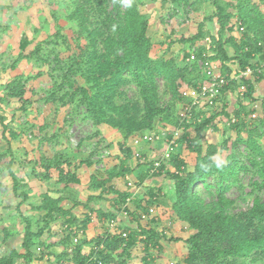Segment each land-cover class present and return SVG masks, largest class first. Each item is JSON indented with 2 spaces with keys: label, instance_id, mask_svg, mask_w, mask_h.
<instances>
[{
  "label": "rangeland",
  "instance_id": "374dc122",
  "mask_svg": "<svg viewBox=\"0 0 264 264\" xmlns=\"http://www.w3.org/2000/svg\"><path fill=\"white\" fill-rule=\"evenodd\" d=\"M162 1L139 0L138 4L139 11L149 22L147 36L152 42L149 53L151 59L160 56L174 58L180 68L186 69L190 86L202 80L197 61L203 56H206L220 73L221 70L228 69L233 76L238 72L236 64L221 59L213 60L219 52L216 55L212 52L211 42L210 50L205 54L207 44L204 39L194 40L199 33L213 37L216 42L219 37L222 43L228 39L226 33L218 37L215 0H182L179 3ZM216 1L219 5L227 3L226 0ZM225 8L230 27L237 23L238 12L242 9L248 18L253 20L252 24L257 29L255 33L264 39V0H234ZM72 9L71 0H0V98L3 100L0 116L6 126L2 138L0 125V153L10 147L15 161L13 171H17L19 185H25L21 191H29L28 194L34 196L22 205V214L34 224L40 221L42 214L34 211L32 207L38 205L40 194L48 193L52 197L57 195L56 190L62 187L57 184L59 169L73 172L76 179L81 181L87 177L103 179L112 171L116 174L122 173L123 176L111 181V192H105L99 200L96 199L99 191H90L84 185L68 187L63 206L74 213L73 229L82 227L85 215L81 207H73L74 201L85 202L89 197H93L95 199L88 202L91 206H96L98 210L114 217L102 222L101 218L91 216L94 221H90V224L83 228L78 243L85 245L86 253L94 237L105 231L108 223L115 225L116 233L122 230L134 231L140 225L139 214L145 211L138 210L137 207L152 200L151 193L158 191L159 197L154 198L156 219H153L154 223L149 224L153 229L164 231L161 249L152 248L146 251L143 246H137L128 256L116 259L120 264H185L187 251L184 244L172 240L186 238L189 232L185 225L171 220L168 214V197L173 191V182L167 172L171 173L173 168L169 163L165 166L166 169L158 174L150 172V165L166 148L170 133L177 131L175 129H178L179 133L184 130L161 119L156 120L152 129L140 130L133 135H124L107 125L93 124L77 92L78 87H86L85 83L81 77L72 73L71 67L74 69L78 55L88 49L89 34L99 50L102 49L104 39L111 34L107 19L111 7L108 5L105 11L100 13L95 5H88L83 27L67 20ZM58 33L59 36H56ZM237 37L239 41L241 34L237 33ZM49 38L51 42L44 45L38 55L31 59L18 60L24 41L29 42L24 53L26 55L28 51L34 50L36 45ZM224 49L227 57L232 58L234 54L229 43L224 45ZM198 51H203L202 58L196 56ZM191 54L194 60L189 62L186 55ZM17 76L29 79L24 84L26 92L21 101L8 98L5 91V85ZM121 79L123 83L117 89L114 102L130 109L129 116L140 120L144 111L138 88L128 74L123 75ZM186 84H182L181 94L185 88L190 87ZM243 92L242 82L235 83L231 93L226 95L230 100L218 101L215 107L201 112L197 118L200 122L213 119L212 125L201 130L199 135L204 147L211 144L220 148L229 140L237 144L230 146L227 151L220 150L217 155V161L228 167L224 179L213 174L197 184L196 191L205 203H208L209 198L215 199L219 192L236 212L246 211L255 199L264 198V191L256 186L260 183L256 171L262 156L255 154L244 142L238 141H247L251 137L254 145L264 153V94L261 98H254L255 93H251L252 98H248ZM50 93H54L53 96ZM155 94L159 108L170 110V121H176L178 124V121L184 119L185 105L169 94L159 77L155 79ZM235 113H239V116L236 117ZM232 118L236 119L234 124L231 123ZM190 123L191 121L187 125ZM188 133V139L178 144L174 155L184 160L188 171H192L196 155L190 153L187 146L197 135L193 128H189ZM144 134L158 139L151 143L136 144L135 139ZM52 164L59 165L58 169L51 167ZM5 165L6 161L1 163L0 170H4ZM67 166L70 168L67 169ZM46 169L48 170L45 171ZM32 171L43 181L32 176ZM5 179V175L0 177L3 189L0 195V259L7 256L11 250L24 253L20 238L24 224L15 212L12 181L9 177L8 180ZM128 181L132 187L127 186ZM124 194L128 196L122 201L120 195ZM64 220L53 221L55 225L50 226L41 241L46 244V238L56 239V243L63 240L67 229L66 226H61L66 231L61 230L59 225ZM36 228L37 226L32 224L34 232ZM5 231H18V235L4 239ZM60 250L55 262L70 264L71 256L63 254V247H60ZM36 257L27 263L19 261L16 264H47L45 257ZM222 264L243 263L229 259Z\"/></svg>",
  "mask_w": 264,
  "mask_h": 264
},
{
  "label": "trees",
  "instance_id": "16d2710c",
  "mask_svg": "<svg viewBox=\"0 0 264 264\" xmlns=\"http://www.w3.org/2000/svg\"><path fill=\"white\" fill-rule=\"evenodd\" d=\"M71 1L73 9L67 16V20L82 27L86 21L85 14L87 13L86 8L88 5H95L100 13H103L108 5L111 7L107 14L111 34L104 39L102 49L99 50L89 34L88 49L78 55L74 69L71 67L72 73L81 77L85 83L86 87H78L77 92L81 102L85 104L87 114L93 124L96 126L107 125L119 130L124 135H133L136 132L139 133L140 130L152 129L156 120L161 119L171 125H177V128L182 127V130H184L178 135L177 144L186 142L189 128H193L197 135V138L187 146L188 151L196 155L192 171H188L184 160L174 155V152L154 173L162 172L169 163L173 168L171 173L167 172L173 182V191L168 197V214L171 220L185 225L189 232L186 238L172 240V242H182L184 244L187 251L185 264H222L229 259L240 260L243 264L264 263V198L255 199L253 205L246 211L236 212L231 209L228 200L219 192L215 199L209 198L208 203H205L196 191L197 184L204 182L213 174H217L224 179L228 167L217 161V155L220 150L227 151L230 146L237 143L229 140L220 148L211 144L204 147L199 135L201 130L212 125V118L203 122L197 121L201 113L199 112L194 114L192 119L189 120L191 121L190 125H187L185 120V122L183 120L181 122L178 121L177 124L176 121H170L171 113L169 109L161 110L159 108L155 94V79L157 77L161 78L169 94L177 101L187 105L188 100L182 96L180 89L183 83H187L186 85L190 86L189 75L186 69L180 68L172 57L169 59L164 56L154 59L150 58L149 53L152 42L147 36L149 22L147 17L138 9L139 0ZM166 1L169 0H163L162 2L165 3ZM170 1L179 3L182 0ZM222 4H217L216 0L214 2L216 8L215 18L219 27L218 37L224 35V33L228 34V39L225 43H222L220 37L216 42L213 37L202 33H199L194 40L200 38H202L201 40L209 39L212 52L215 55L219 52L217 57H213V60L214 58L221 59V61L236 64L238 71L244 70L246 67L252 68L253 65L264 59V39L260 38L258 33H255L257 29L252 24L253 20L251 21L248 15L240 9L236 21L242 24L244 31L241 33V39L237 41L232 35L235 25L229 27V19L226 13L225 6H228L229 3ZM56 36H59V33ZM50 42L51 38L39 43L34 50L28 51L24 55L29 46V42L24 41L21 44V53L18 56V60L35 57L41 52L43 46ZM228 43L233 50L234 55L232 58L227 57L224 49V45ZM196 56L202 58L203 51L196 52ZM186 58L188 59L189 56L186 55ZM13 68L11 67V69ZM125 74L131 76L143 102L144 113L140 120L135 119L134 116H129L130 109L119 106L114 102L117 89L123 83L121 78ZM221 75L228 78L230 72L228 69L226 71L221 70ZM28 80V78L22 76L14 77L11 82L5 85L6 96L10 99L21 101L26 92L24 84ZM240 82L244 86L243 93L248 98H252L251 93L254 92V86L264 82V74L258 78L254 76L252 80H241ZM240 82H230L223 87L218 101L224 102V98L228 92L231 93L234 84ZM53 94L50 93L51 96ZM2 103L3 100L0 98V108ZM235 116L238 117L239 113H235ZM0 125L2 128L1 136L4 138L6 126L1 116ZM171 135L172 133L168 136L170 139ZM238 141L244 142L255 154L262 156V161L256 171L260 183L256 186L264 191V153L262 149L254 145L251 137L247 141L241 139ZM5 160L7 161L4 169L8 172V176L12 181L13 196L21 200L20 204L15 207V212L19 220L24 224V229L20 236L22 241L21 248L24 253L20 254L16 250H11L7 256L0 259V264H16L19 261L27 263L34 256L41 258L46 254L48 255L49 247L41 241L42 236L49 230L54 220L57 218L65 219L66 217L68 218L61 221L60 226H66L67 231L64 239L58 244L63 247V254L71 256L72 261L69 262L70 264H120L116 257L120 259L121 256H128L137 246H143L146 251L152 248L161 249L164 231L153 229L149 224L151 222L154 223L155 215L154 218L147 222L141 221V214L151 208L155 210L156 203L154 198L159 197L160 193L158 191L157 193H151L152 200L145 201L137 207L138 210L145 211L139 214L140 225L134 231L122 230V232L111 233L106 227L105 231L92 240L89 253L83 255L81 248L84 244L72 243V239L76 236L71 230L75 225L74 213L64 209L63 206L68 187L71 185H84L90 191H99L98 197H96L99 200L105 192H111V181L114 178L123 176V174H116L112 171L105 175L103 179L87 177L81 181L76 179L73 172H65L59 169L57 184L62 186L61 189L56 190L59 196L54 198L48 193L39 195V203L32 209L43 215L39 218L40 221L34 224L22 214L21 206L29 200V191H21L25 185H19V180L16 177L17 171H13L15 161L10 147L5 152L0 153V164ZM58 166L52 164L51 167L58 169ZM19 168L21 167L19 166ZM66 168L68 169L70 166ZM151 169L152 166L150 165V171ZM31 175L42 180L34 171L31 172ZM19 191L21 192L19 193ZM120 196L123 201L128 195ZM93 199L95 198L89 197L85 202L79 200L73 202V207H81L85 212L82 227H74V229L83 231V228L88 223L90 224L91 216H96L98 219L101 218L102 222L105 219L114 218L110 214L98 210L96 206H91L88 202ZM32 224L37 226L35 232L32 230ZM141 224H144V226L142 225V227ZM123 233L126 234L125 237H122ZM17 235L18 231H7L4 239ZM33 248L35 249L33 250ZM37 249H39V252H37ZM36 253L38 255H35ZM114 254L116 255L114 256Z\"/></svg>",
  "mask_w": 264,
  "mask_h": 264
},
{
  "label": "built area",
  "instance_id": "2783aa9c",
  "mask_svg": "<svg viewBox=\"0 0 264 264\" xmlns=\"http://www.w3.org/2000/svg\"><path fill=\"white\" fill-rule=\"evenodd\" d=\"M235 31L241 34L244 31V27L240 22L235 24ZM204 42L207 44L204 53L206 54L209 50L210 41L208 38L204 39ZM203 53V55H204ZM194 56L191 54L187 61H193ZM198 67L202 72V81L195 83L194 85L185 88L182 91V96L188 100V104L185 105V115L184 119L186 123L192 119L194 114L199 112H206L209 109L216 106L217 101L221 94V89L227 86L230 82H240L241 80H252V78H258L259 76L264 74V59L259 61L257 64L253 65V67H246L244 70L238 71L233 76L230 75L228 78H225L221 75L217 67L209 61L206 56H203L202 59L197 61ZM184 121V122H185ZM236 120L232 119L231 123H234ZM180 133L177 131H173L171 135V139L169 138L166 141V148L163 149V153L159 158L155 159L152 163L151 173H155L158 168H160L161 164L168 160L170 156L175 152L178 144L176 139ZM158 138H153L148 134L141 135L135 139V143H151L153 140H157ZM128 187H132V184L128 181ZM155 210L152 208L147 212L141 214V221L147 222L154 218ZM109 229V232L113 233L115 225L113 223H108L106 226ZM73 234L76 235L72 239V243L76 244L78 242L79 236L83 234L82 230L71 229ZM126 234H122V237H125ZM95 250V249H94ZM39 252V249H37Z\"/></svg>",
  "mask_w": 264,
  "mask_h": 264
},
{
  "label": "crops",
  "instance_id": "0c3cea01",
  "mask_svg": "<svg viewBox=\"0 0 264 264\" xmlns=\"http://www.w3.org/2000/svg\"><path fill=\"white\" fill-rule=\"evenodd\" d=\"M226 2L227 3H232V2H234V0H226ZM235 25V24H234ZM229 27H230V25H229ZM232 35L234 36V38L237 40V31H235V30H233V32H232ZM202 77V76H201ZM202 81V80H201ZM229 93V92H228ZM253 93H255V94H253V97L254 98H258V97H256V96H260L259 98H261V96H263L262 94H264V82H262V83H260V84H258V85H256V87L254 88V92ZM226 100H230V98H229V96H226V99H225V101ZM225 105H226V103H225ZM5 161H7V160H5ZM4 162V161H3ZM2 162V163H3ZM5 164V163H4ZM5 175V177H6V179L5 180H8V172L4 169V170H0V177H2V176H4ZM10 179V178H9ZM11 180V179H10ZM2 188V183H1V181H0V195L2 194V191H3V189H1ZM58 196H59V194H57ZM57 195L56 196H54V198H56L57 197ZM34 198V196L32 195L31 196V194H29V200L30 199H33ZM29 200H27V201H29ZM39 200V199H38ZM20 202H21V200L19 199V198H15L14 199V204H15V207L18 205V204H20ZM26 203V202H25ZM24 204V203H23ZM22 204V205H23ZM22 207V206H21ZM64 208H66V207H64ZM30 209V208H29ZM28 211H31V210H28ZM75 212V211H74ZM43 215V214H42ZM68 217H66L65 218V220L67 219ZM58 219V218H57ZM62 220H64V219H62ZM55 221V220H54ZM92 221H94V219H92L91 218V222ZM51 225H55V223L53 224H51ZM102 225V224H101ZM63 227H65V226H63ZM66 228V227H65ZM59 229H61V230H64V231H66L64 228H62L60 225H59ZM44 243H45V241H43ZM57 241H56V239H49V238H46V245H48V255L46 254V255H44L42 258H44V259H46L47 261V264H57L56 262H55V258H58L59 257V255H60V247H62L61 245H59L58 243H56ZM79 244H82V243H79ZM90 248H91V246L89 247V249H88V251L86 252V253H89V250H90ZM86 248H85V245H83L82 246V248H81V252L83 253V255H86V253H85V250ZM58 252V253H57ZM62 252H64V249H63V251Z\"/></svg>",
  "mask_w": 264,
  "mask_h": 264
}]
</instances>
